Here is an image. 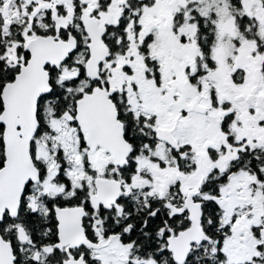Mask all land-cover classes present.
I'll return each mask as SVG.
<instances>
[{
    "label": "snow or ice",
    "instance_id": "6c2138e0",
    "mask_svg": "<svg viewBox=\"0 0 264 264\" xmlns=\"http://www.w3.org/2000/svg\"><path fill=\"white\" fill-rule=\"evenodd\" d=\"M0 264H264V0H0Z\"/></svg>",
    "mask_w": 264,
    "mask_h": 264
}]
</instances>
